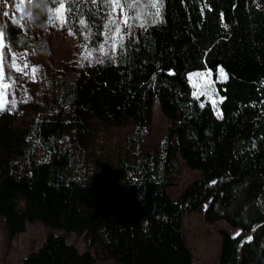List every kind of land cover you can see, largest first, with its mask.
<instances>
[{"label": "trees", "instance_id": "trees-1", "mask_svg": "<svg viewBox=\"0 0 264 264\" xmlns=\"http://www.w3.org/2000/svg\"><path fill=\"white\" fill-rule=\"evenodd\" d=\"M129 5L121 4L135 26L114 54L93 61L83 57L105 42L109 9L99 0H65L72 18L63 27L77 51L37 105L49 102L51 117L18 122L10 109L0 112V218L8 238L40 222L86 234L88 248L116 264H194L183 221L203 208L206 223L241 230L235 238L221 233L218 264H264V9L255 0H157L156 16L145 0ZM56 6L31 0L33 31L9 21L10 45L37 49V33ZM218 69L225 80L215 83L216 114L187 74ZM155 98L171 123L157 157L143 147ZM128 125L134 132L126 153H136L135 161L110 166L96 153L100 126ZM177 159L202 177L174 202L167 188ZM21 264L95 258L51 233Z\"/></svg>", "mask_w": 264, "mask_h": 264}, {"label": "rangeland", "instance_id": "rangeland-1", "mask_svg": "<svg viewBox=\"0 0 264 264\" xmlns=\"http://www.w3.org/2000/svg\"><path fill=\"white\" fill-rule=\"evenodd\" d=\"M91 5L92 0H88ZM258 7L264 9V0H255ZM50 13L45 15L42 31L37 33L41 37L38 48L34 50H16L7 39V23L13 22L21 26L23 31L32 33L31 0H0V29L4 31L3 48L0 49V64L3 65L2 78H0V108L10 109L13 117L18 122L29 119L50 118L49 102L45 109L39 105L40 101L48 97L47 86L55 74L62 72L74 61L77 51V42L69 30L64 29L60 20L53 15L52 23L48 22ZM65 16V10H64ZM120 26V33H115V25L106 27L103 48L95 53L87 55L89 60L97 61L105 54H114L118 43L129 34V15L121 6L113 12V17ZM115 40V45L113 39ZM122 38V39H121ZM15 60V64L22 71L16 72L15 68L9 69V65ZM28 67L25 68L24 65ZM35 69V72H33ZM18 77L10 79L9 77ZM187 79L196 97L204 95L207 102L215 108L219 114L218 104L221 97L217 92L215 83L225 80V74L221 69L216 75L211 71H195L187 74ZM7 84L8 88H3ZM15 102V108L11 104ZM38 102V103H37ZM37 103V104H36ZM3 110V111H4ZM2 112V111H0ZM171 123L163 116L157 98L154 99L151 108V121L146 138L143 141L144 150L155 157L161 154L162 144L171 131ZM134 127H104L100 126L96 138V153L103 162L110 166L120 162L132 163L136 153H126V138L132 136ZM174 136L171 143H174ZM126 157V158H125ZM140 158V156H139ZM128 160V161H127ZM176 179L167 188L169 198L176 202L182 192L194 181L202 177V173L190 170L181 159L176 161ZM203 208L197 212L189 213L183 221L182 234L184 241L192 253L194 264H218L221 250V233H227L231 237L238 236L241 230L232 228L223 221L214 224L206 223L203 216ZM62 235L66 242L75 247L79 252L89 251L95 258V264H116L113 260L103 259L99 251L88 248L86 234L64 233L57 229L45 227L40 222L26 224L25 231L10 239L0 218V264H21L23 258L37 252L49 234ZM249 237H247L248 239Z\"/></svg>", "mask_w": 264, "mask_h": 264}, {"label": "snow or ice", "instance_id": "snow-or-ice-1", "mask_svg": "<svg viewBox=\"0 0 264 264\" xmlns=\"http://www.w3.org/2000/svg\"><path fill=\"white\" fill-rule=\"evenodd\" d=\"M73 2H76V0H73ZM98 0H92V3H97ZM146 3H149L151 7L157 8V11L155 13L156 16H159V9H158V5H157V0H145ZM45 4H55L57 5L55 7V9L53 10L52 8H49V17H48V22L51 24L52 23V18L53 15L56 16V19L60 20L61 25H67L69 23V20L72 18L71 16H64V10H65V0H44ZM99 3L101 5H103L104 7L108 8L109 11L106 13V15L108 16V24L105 25V27L109 28V31L112 32L113 29L110 27L111 25H115V33L119 34L120 33V26L119 24L116 23V21L114 19H112V11H114L116 8L121 7V4H125V5H129V0H99ZM130 6V5H129ZM68 13H72V9L71 7H69L67 9ZM133 20H135V16L132 17ZM79 25H84L85 27H88V25H85V21L83 19L79 20ZM135 26V24H128L127 27L129 28V30H131L133 27ZM143 25H141L142 27ZM69 34H72V31H69ZM91 35V33H90ZM3 37H4V31L2 29H0V49L3 48ZM111 39H113L114 44L115 45V40L113 37H110ZM122 39V38H121ZM103 43L105 42H95L90 46V50L91 49H101L103 48ZM123 46V45H121ZM85 60L90 59V56H85L83 57ZM103 62V61H101ZM25 68L28 67L27 64L24 65ZM12 68H15L16 72H21L22 70L16 66L15 64V60L13 59V62L9 65V69L11 70ZM33 72H35V69H33ZM2 73H3V65L0 64V78H2ZM10 79H18V77H9ZM3 88H8L7 84L3 85ZM12 108H15V102L13 101V103L11 104ZM4 109L0 108V111H3ZM237 235H239V233H237ZM235 238V237H233ZM249 241L251 240V237L248 238Z\"/></svg>", "mask_w": 264, "mask_h": 264}]
</instances>
